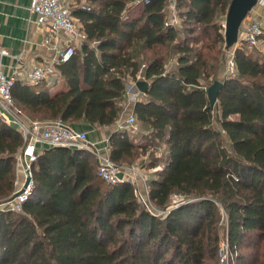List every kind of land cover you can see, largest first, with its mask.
Instances as JSON below:
<instances>
[{
    "label": "trees",
    "instance_id": "trees-1",
    "mask_svg": "<svg viewBox=\"0 0 264 264\" xmlns=\"http://www.w3.org/2000/svg\"><path fill=\"white\" fill-rule=\"evenodd\" d=\"M64 1L85 38L56 63L62 87L52 93L55 78H18L14 105L28 120L114 125L117 165L140 156L143 169L163 165L147 179L153 208L133 181L105 180L92 151L47 145L22 210L0 209V264H220L225 237L232 264H264V56L242 40L236 72L221 76L220 17L232 0H176L178 22L169 21L171 0ZM140 75L148 88L133 113L148 133L139 142L115 123L127 80ZM216 79L223 85L213 106ZM23 145L0 116V202L15 193Z\"/></svg>",
    "mask_w": 264,
    "mask_h": 264
},
{
    "label": "built area",
    "instance_id": "built-area-1",
    "mask_svg": "<svg viewBox=\"0 0 264 264\" xmlns=\"http://www.w3.org/2000/svg\"><path fill=\"white\" fill-rule=\"evenodd\" d=\"M264 8V0H258L257 5L248 14L240 27L244 40L249 45L256 46L264 50V13L254 14L257 7ZM171 14L169 21L178 22L176 15V0L169 3ZM30 11L35 14L36 21L41 26L48 29L46 45L51 46L53 34L64 31L68 34V41L58 50L55 60L36 63L31 69H26L21 57H18L19 67H14L12 73L7 74L2 69V57L10 55V51L0 45V116L9 123L15 124L21 131L24 138V145L17 154L16 164L22 170L23 177L16 181L15 193L21 190L28 176L31 181L25 190L14 198L0 202V209H11L21 211L23 202L28 198L32 189V164L37 160L39 144L45 145H69L85 148L92 151L99 161V174L107 181L117 183L124 180H131L135 183V193L138 199L147 207H151L149 188L147 184L148 175L138 166H119L110 157L109 150L98 151L88 144V134L86 131H78L67 124L62 119L49 120H26L23 118L22 110L14 105L11 89L18 78L29 82H39L57 72L56 63L70 59L75 53L76 47L85 38V33L80 24L71 14L70 7L64 0H31ZM225 74L236 72L234 59V48L225 49ZM133 112L122 116L116 123V129L126 130L135 140L142 133ZM143 183V185H142ZM14 193V194H15ZM181 197L173 194L171 206L176 207L180 203ZM220 264H232L231 247L228 237H225L219 247Z\"/></svg>",
    "mask_w": 264,
    "mask_h": 264
},
{
    "label": "crops",
    "instance_id": "crops-1",
    "mask_svg": "<svg viewBox=\"0 0 264 264\" xmlns=\"http://www.w3.org/2000/svg\"><path fill=\"white\" fill-rule=\"evenodd\" d=\"M30 4L31 0H0V45L11 53L2 57V69L7 74L12 73L14 67H19L18 57L22 58L26 69H31L39 62L55 60L58 56V50L69 39L66 32L59 31L53 34L51 46L46 45L45 40L49 34L48 29L37 23L35 14L30 11ZM260 13H264V8L259 6L254 11V14ZM54 78L57 81L54 85L62 87L63 82L59 80L58 72L48 76L50 81ZM140 79L144 78L140 77ZM132 92H134V88ZM129 98V105L125 103L122 116L133 112L134 104L139 99L137 95H129ZM70 126L78 131H86L88 144L92 148L101 152L109 150L108 142L110 134L115 128L114 125L92 127L77 123L74 125L70 124ZM46 146L45 144H39L41 150ZM21 171L17 166V177L22 179L23 173Z\"/></svg>",
    "mask_w": 264,
    "mask_h": 264
},
{
    "label": "water",
    "instance_id": "water-1",
    "mask_svg": "<svg viewBox=\"0 0 264 264\" xmlns=\"http://www.w3.org/2000/svg\"><path fill=\"white\" fill-rule=\"evenodd\" d=\"M258 0H232L229 6L226 19H225V38L226 48H233L240 40L239 32L243 21L248 14L257 5ZM223 85L221 79H216L213 84L208 87V94L213 106L217 103L218 92ZM148 88V81L145 79H139L136 82L135 89L140 92H145ZM31 181V177L28 176L23 188L16 192L12 198L22 193Z\"/></svg>",
    "mask_w": 264,
    "mask_h": 264
},
{
    "label": "rangeland",
    "instance_id": "rangeland-1",
    "mask_svg": "<svg viewBox=\"0 0 264 264\" xmlns=\"http://www.w3.org/2000/svg\"><path fill=\"white\" fill-rule=\"evenodd\" d=\"M68 3H69V2H68ZM225 19H226V15H222V16L220 17V20H221L223 26H224V24H225ZM222 31L225 32V26L223 27ZM240 35L243 36V32H242V30L240 31ZM239 37H240V36H239ZM234 47H235V46H234ZM234 47H233V48H234ZM225 49H226V47H225ZM260 51H261V56L263 57V56H264V50H260ZM259 54H260V53H259ZM220 74H221V76H224V75H225V72H224V73L221 72ZM221 76H220V77H221ZM140 77L143 78V75H140V76H139V79H140ZM135 85H136V82H135V81L127 80V97L123 100V104H124V105H125V103H127V104L129 103V100H130L129 95H130V96H131V95H132V96L137 95V98H139V96L142 97L140 91H138L137 89H135ZM60 88H61V86L56 87V86L54 85L53 88H52V93L55 92L57 89H60ZM133 88H134V92H132V89H133ZM136 90H137V91H136ZM128 105H129V104H128ZM23 118L26 119V120H28V119L25 118L24 116H23ZM139 125H140V127L142 128V133L138 136L137 141L140 142V141H144V140H145V133L147 134L148 131L145 130V127L143 126L142 123H140ZM162 151H163V149H162V147H161L160 150H157L156 155H157V156H158V155L161 156ZM105 152H106V151H105ZM143 159H144V158H142L141 156L138 157V158H136L135 161L133 162V165H136V166L140 167V168L146 173V175H148V178H149L151 175H153L154 172H156V170L160 169V168L163 166L162 164H158V165H157L156 167H154V168H151V169H143V168L141 167V163H143ZM142 185H143V183H142ZM151 207L153 208L152 204H151Z\"/></svg>",
    "mask_w": 264,
    "mask_h": 264
}]
</instances>
